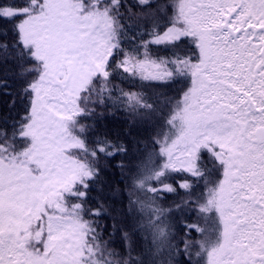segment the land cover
I'll list each match as a JSON object with an SVG mask.
<instances>
[{
    "label": "snow or ice",
    "instance_id": "6c2138e0",
    "mask_svg": "<svg viewBox=\"0 0 264 264\" xmlns=\"http://www.w3.org/2000/svg\"><path fill=\"white\" fill-rule=\"evenodd\" d=\"M0 264H264V0H0Z\"/></svg>",
    "mask_w": 264,
    "mask_h": 264
}]
</instances>
